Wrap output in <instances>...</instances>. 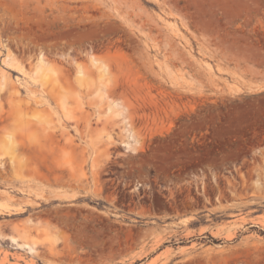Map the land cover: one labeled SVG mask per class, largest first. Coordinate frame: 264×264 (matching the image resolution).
<instances>
[{"label": "rangeland", "instance_id": "rangeland-1", "mask_svg": "<svg viewBox=\"0 0 264 264\" xmlns=\"http://www.w3.org/2000/svg\"><path fill=\"white\" fill-rule=\"evenodd\" d=\"M0 201V264H264V0H0Z\"/></svg>", "mask_w": 264, "mask_h": 264}, {"label": "bare ground", "instance_id": "bare-ground-1", "mask_svg": "<svg viewBox=\"0 0 264 264\" xmlns=\"http://www.w3.org/2000/svg\"><path fill=\"white\" fill-rule=\"evenodd\" d=\"M43 63H42V61H39V68H42L43 67ZM24 110V109H23ZM62 115V114H61ZM66 121V120H65ZM65 126V125H64ZM62 127V126H61ZM5 193H7V192H5ZM36 194V193H35ZM4 196H5V194H4ZM36 196H39L38 194L36 195ZM7 200V199H6ZM3 201H4V198H3ZM1 202L0 201V212H8V213H10V212H13V207L12 206H9L8 204H6V203H4V202ZM27 245V244H26ZM29 248H32V246H30V245H27Z\"/></svg>", "mask_w": 264, "mask_h": 264}]
</instances>
